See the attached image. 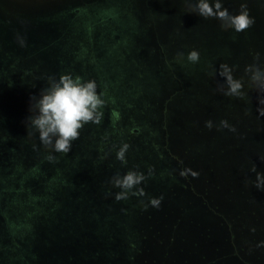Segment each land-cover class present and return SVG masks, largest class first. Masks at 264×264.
I'll return each instance as SVG.
<instances>
[{
	"label": "rangeland",
	"instance_id": "rangeland-1",
	"mask_svg": "<svg viewBox=\"0 0 264 264\" xmlns=\"http://www.w3.org/2000/svg\"><path fill=\"white\" fill-rule=\"evenodd\" d=\"M132 7L130 0H0V264H118L117 236L129 244L124 219L151 216L144 204L166 190L173 197L162 200L181 204L175 149L164 138L169 117L154 65L161 60L151 59ZM65 73L95 80L105 100L102 122L86 124L67 154L27 128L32 98ZM123 143L126 164L116 159ZM150 167L145 195L114 198L117 172Z\"/></svg>",
	"mask_w": 264,
	"mask_h": 264
},
{
	"label": "trees",
	"instance_id": "trees-1",
	"mask_svg": "<svg viewBox=\"0 0 264 264\" xmlns=\"http://www.w3.org/2000/svg\"><path fill=\"white\" fill-rule=\"evenodd\" d=\"M130 2L129 17L142 27L138 35L147 36L151 59L161 60L154 65L164 85V138L176 153L172 178L182 215L135 217L129 263L264 264V190L252 183L256 174L250 171L255 165L264 174V116L257 113L264 93L245 72L246 65L264 67V0H246L255 22L240 33L189 12L186 0ZM243 2L223 5L235 14ZM193 49L200 54L195 64L186 59ZM222 63L236 66L232 74L243 82L244 98L219 91L226 85L214 73ZM208 120L212 129L205 127ZM221 120L236 131L219 128Z\"/></svg>",
	"mask_w": 264,
	"mask_h": 264
},
{
	"label": "clouds",
	"instance_id": "clouds-1",
	"mask_svg": "<svg viewBox=\"0 0 264 264\" xmlns=\"http://www.w3.org/2000/svg\"><path fill=\"white\" fill-rule=\"evenodd\" d=\"M188 11L195 12L204 19L214 18L220 21L222 30H232L240 33L249 29L255 22V18L249 13L247 2L241 3L240 10L233 14L228 8L224 7L223 0H186ZM18 43L23 47L25 40L17 35ZM183 55V54H181ZM256 53L255 58H259ZM186 59L190 63H198L200 54L198 50H191L187 53ZM235 65L230 66L227 63L219 65L218 74L224 79L225 86H221V91L225 96L244 98L245 93L242 91L243 82L234 78L233 69ZM245 72L250 73V82L254 85L259 93H264V67L250 64L245 66ZM258 105H264V95L258 98ZM105 100L102 94L97 91L95 80H83L79 76H73L70 73L61 75L58 79H53L46 89H43L38 97L32 98L30 105L31 115L27 119L28 134L32 131L38 134L40 143L46 147H51L52 152H61L67 154L71 151L73 141L80 136V130L88 123L99 125L104 117L103 108ZM259 116H264V107H257ZM205 127L213 128L211 120L205 121ZM219 128H227L235 132L233 125H229L226 120H221ZM31 129V131H29ZM35 148V145L33 146ZM129 144L123 143L116 151V159L121 164H126V153ZM264 159V157H260ZM49 160L55 157L51 154ZM250 171L255 172V180L252 183L258 190H264V174L256 171L253 165ZM195 175V173H193ZM154 175V168L150 167L147 172L137 170H128L123 175L117 172L111 178V185L118 188L114 198L119 200L128 199L130 195H145L143 188L140 187L142 182ZM163 196L151 197L147 204L158 208Z\"/></svg>",
	"mask_w": 264,
	"mask_h": 264
},
{
	"label": "water",
	"instance_id": "water-1",
	"mask_svg": "<svg viewBox=\"0 0 264 264\" xmlns=\"http://www.w3.org/2000/svg\"><path fill=\"white\" fill-rule=\"evenodd\" d=\"M173 124V123H172ZM162 195L163 196H165V197H168V196H172V194H171V191L169 192L168 190H166V191H163L162 192ZM160 196V195H159ZM173 197V196H172ZM178 197H179V195H178ZM171 200H167V201H165V200H162L161 201V203H160V205H159V207L158 208H155V207H152L151 205H149L146 209H145V211L146 212H149V213H153L152 215H151V218H153V219H161L162 217H164V214L165 213H169L172 209H176L177 210V217H180L181 215H182V210L180 209V205H179V202L177 201V204H174V202H173V199L172 198H170ZM180 202H182V199H181V201ZM174 204V208H172V205ZM174 211V210H173ZM155 213L156 214H158V213H160V214H158V215H155ZM163 213V214H162ZM186 214V213H185ZM168 217H172V218H174L173 217V215H167ZM176 217V218H177ZM140 218H146V216L145 217H140ZM123 222H124V225H126V227H127V230H130L131 232H135V226L134 225H136V222H137V220H136V218L134 217V216H132V217H129V218H127V219H124L123 220ZM120 233V232H119ZM126 239V238H125ZM125 239H124V234L122 233V235L121 234H119V236H117V247H118V250H119V254H120V256H119V259H118V264H130L129 263V260H128V258H129V256H128V250L130 249L129 247H128V245L125 243ZM81 264H88L89 262H88V260L86 259V260H82V262H80Z\"/></svg>",
	"mask_w": 264,
	"mask_h": 264
}]
</instances>
